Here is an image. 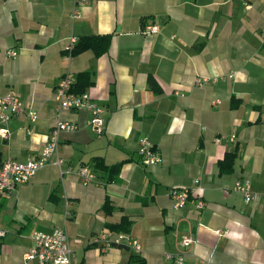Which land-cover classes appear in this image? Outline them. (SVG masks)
<instances>
[{
    "label": "crops",
    "instance_id": "0c3cea01",
    "mask_svg": "<svg viewBox=\"0 0 264 264\" xmlns=\"http://www.w3.org/2000/svg\"><path fill=\"white\" fill-rule=\"evenodd\" d=\"M148 25L158 30L144 34ZM101 35L110 36L101 56L66 53L71 37ZM80 73L90 74L84 92L102 107L105 126L98 135L86 110L62 111L77 128L60 133L61 168L123 162L118 179L93 172L88 185L72 174L61 182L51 157L0 197V264H20L30 234L56 227L66 230L73 264H123L132 254L173 264L164 254L180 252L185 264H264V0H0V95L15 94L24 107L7 124L9 138H0V163L40 156L56 115L54 89L65 74L74 83ZM198 76L208 84L195 87ZM142 138L161 163H141ZM235 146L233 170L220 173ZM237 180L250 182L251 202L233 190ZM171 188L195 190L204 209L193 194L174 209ZM123 216L129 233L111 231ZM120 234L139 250L96 241ZM184 236L196 241L186 250Z\"/></svg>",
    "mask_w": 264,
    "mask_h": 264
},
{
    "label": "built area",
    "instance_id": "2783aa9c",
    "mask_svg": "<svg viewBox=\"0 0 264 264\" xmlns=\"http://www.w3.org/2000/svg\"><path fill=\"white\" fill-rule=\"evenodd\" d=\"M158 30L155 25L145 26L143 29L144 34L154 33ZM76 43V38L71 37L65 48L66 53L70 54L71 50ZM7 56L15 57L17 52L13 50L6 51ZM223 77L230 79L233 74L224 75ZM209 80L205 77H195V87H204L208 84ZM73 80L69 74H65L54 89V98L56 101V115L50 134L44 150L40 156L34 160H28L25 163L17 162L12 159L5 160L0 163V197L10 194L18 185L27 183L37 171L48 164L51 157L54 159V164L59 168L61 182L65 175H75L80 178L84 185H88L95 181V174L89 166L81 165L76 169L63 170L62 160L58 156V141L60 133L64 131H75L77 126L75 124L63 121L60 113L69 110H86L89 115L87 124L90 129L100 135L104 131L105 119L103 117V109L88 94L82 92L75 94L71 92ZM24 112V107L18 96L12 93H5L0 95V138L8 139L9 130L7 128L8 122L15 116ZM28 117L34 121L37 114L33 110L27 111ZM233 136L230 140H233ZM219 143L220 139H216ZM137 154L141 163L144 166H152L161 163V156L154 145L147 139L142 138L139 140ZM199 183V179L195 180V184ZM233 190L241 193L246 203L254 199L251 184L248 180H237L233 186ZM197 197L196 208L203 210L204 202L196 194V191L187 188H171L168 196L173 204L174 209L179 210L185 207L190 195ZM225 230L217 229L214 231L217 235L225 234ZM5 230H0V237H4ZM32 240V247L24 253L22 262L20 264H73L74 252L70 246L68 235L64 227H56L51 232L33 231L30 234ZM104 240L107 244L114 246L124 245L132 247L136 251L139 250V245L135 240L127 238L126 235H116L111 240H106L104 235L99 236L96 241ZM181 245L186 250L196 241L191 236H184L181 238ZM164 258L171 260L173 264H185L184 254L165 253Z\"/></svg>",
    "mask_w": 264,
    "mask_h": 264
},
{
    "label": "trees",
    "instance_id": "16d2710c",
    "mask_svg": "<svg viewBox=\"0 0 264 264\" xmlns=\"http://www.w3.org/2000/svg\"><path fill=\"white\" fill-rule=\"evenodd\" d=\"M110 45V36H81L76 39L73 49L70 52L71 57H75L82 52L92 51L95 56H101L104 54ZM149 87L154 93H159V88L155 81L150 77L148 79ZM91 84L89 73H80L77 75L75 82L72 84L71 92L75 94H80ZM238 147L235 146L232 152L226 153L224 159L219 163L220 173H229L233 170L234 162L237 158ZM123 162L117 163L115 165L108 166L104 163L101 158H94L91 163V170L93 172H100L104 175L105 181L107 183L114 182L118 179V173ZM104 209L110 211L111 206L108 201H105ZM130 221L127 217L123 216L121 220L116 223L109 225V229L116 233L128 234L130 229ZM117 247H125L124 245H117ZM123 264H147L145 260L137 254L130 255L127 262Z\"/></svg>",
    "mask_w": 264,
    "mask_h": 264
},
{
    "label": "rangeland",
    "instance_id": "374dc122",
    "mask_svg": "<svg viewBox=\"0 0 264 264\" xmlns=\"http://www.w3.org/2000/svg\"><path fill=\"white\" fill-rule=\"evenodd\" d=\"M195 86V85H194Z\"/></svg>",
    "mask_w": 264,
    "mask_h": 264
}]
</instances>
